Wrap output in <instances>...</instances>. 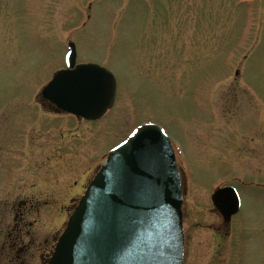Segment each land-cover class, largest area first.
<instances>
[{
    "label": "rangeland",
    "instance_id": "1",
    "mask_svg": "<svg viewBox=\"0 0 264 264\" xmlns=\"http://www.w3.org/2000/svg\"><path fill=\"white\" fill-rule=\"evenodd\" d=\"M69 42L116 78L97 121L41 97ZM147 123L175 151L183 264H264V0H0V264H46L107 155ZM224 186L241 203L228 224L211 200Z\"/></svg>",
    "mask_w": 264,
    "mask_h": 264
},
{
    "label": "water",
    "instance_id": "2",
    "mask_svg": "<svg viewBox=\"0 0 264 264\" xmlns=\"http://www.w3.org/2000/svg\"><path fill=\"white\" fill-rule=\"evenodd\" d=\"M68 44L66 68L41 97L57 110L87 121L114 106L117 81L105 67L77 64ZM212 203L225 222L240 210L232 186ZM183 190L174 148L156 124L138 126L100 166L69 216L47 264H183Z\"/></svg>",
    "mask_w": 264,
    "mask_h": 264
},
{
    "label": "flooded vegetation",
    "instance_id": "3",
    "mask_svg": "<svg viewBox=\"0 0 264 264\" xmlns=\"http://www.w3.org/2000/svg\"><path fill=\"white\" fill-rule=\"evenodd\" d=\"M52 106V105H51ZM52 108H54V106L52 107ZM223 222H224V224H228V222H225L224 220H223ZM17 231H21L19 228H18V230ZM51 250V249H50ZM50 250H49V252H50ZM48 255V254H47ZM40 258L44 261V263H45V260H46V256H40Z\"/></svg>",
    "mask_w": 264,
    "mask_h": 264
},
{
    "label": "trees",
    "instance_id": "4",
    "mask_svg": "<svg viewBox=\"0 0 264 264\" xmlns=\"http://www.w3.org/2000/svg\"><path fill=\"white\" fill-rule=\"evenodd\" d=\"M16 233H17V235H18V234L20 235V234H21V231H17Z\"/></svg>",
    "mask_w": 264,
    "mask_h": 264
}]
</instances>
